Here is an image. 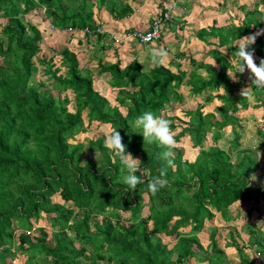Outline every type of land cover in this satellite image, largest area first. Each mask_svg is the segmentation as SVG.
<instances>
[{
  "label": "trees",
  "instance_id": "16d2710c",
  "mask_svg": "<svg viewBox=\"0 0 264 264\" xmlns=\"http://www.w3.org/2000/svg\"><path fill=\"white\" fill-rule=\"evenodd\" d=\"M263 5L264 0H252L245 10L238 5L243 16L235 25L213 22L198 29L196 38L209 49L204 59L188 57L195 66L188 73L171 60L174 71L153 60L143 65L133 58L121 68L117 60L96 58L97 73L109 75L107 84L116 89L122 113L94 88L96 79L90 70L81 71L72 49L48 46L51 53L41 51L42 33L23 15L40 7L52 31L79 33L87 41L92 35L94 46L106 49L110 44L101 40L109 35L92 8L103 7L117 20L130 16L133 7L124 0H0V264H11L16 253L25 256L20 264H227L224 250L230 247L237 255L235 264H254L258 257L264 262V232L252 228L264 225V183L250 184L256 159L249 148L238 147L236 114L264 109V89L252 88L244 97L241 91L252 86L250 72L246 70L248 81L243 73L237 72L235 80L228 75L230 67L232 73L237 71L236 58L232 66L229 63L235 41L264 30V13L258 15ZM151 21L143 28L118 30V35L149 31ZM159 39L160 34L155 42ZM122 42L113 43L114 56ZM151 42L139 44L150 50ZM249 50H254L259 65L264 34ZM37 66L42 79L35 77ZM186 92L196 103L179 107L181 125L173 135L175 141L187 137L198 152L188 161L174 147V165L165 177L168 184L153 195L148 183L166 166L160 158L164 149L144 142L129 122L145 111L161 115L171 109L167 104L183 103ZM214 99L217 104L203 111ZM163 117L171 122V117ZM92 123L107 124L110 130L86 139V144L74 141ZM114 128L127 151L140 160L141 183L134 191H127L122 183L126 169L104 146ZM224 132L230 135L226 146L237 149L234 156L240 154L236 161L227 148L218 146ZM256 132L264 150V129ZM86 150L97 153L95 161L88 159ZM235 202L240 206L231 207ZM40 213L47 216L48 231L37 227L36 234L30 233L31 219ZM216 213L226 223V235L218 243L213 228L202 244L199 233ZM235 220L247 226L244 242L238 241L240 234L229 223ZM160 234L171 239L168 246Z\"/></svg>",
  "mask_w": 264,
  "mask_h": 264
},
{
  "label": "rangeland",
  "instance_id": "374dc122",
  "mask_svg": "<svg viewBox=\"0 0 264 264\" xmlns=\"http://www.w3.org/2000/svg\"><path fill=\"white\" fill-rule=\"evenodd\" d=\"M127 4H129L131 7H133V11L130 15V17H126L123 19H117L115 21H113V19H111V17L109 16V14L107 13V11L102 7L101 9H98L96 7H93L92 10L95 14V16L98 17L99 21H101V24H103L106 29H110V27H114L116 26L120 29L123 30V27L127 28V26L129 25H133V24H142V21H146L147 18H151V20L158 15L159 10V4L162 2H165L166 0H124ZM192 1V0H191ZM191 1H188L189 5L192 4ZM239 1L241 2V0H223V4L225 6V11L224 13H226L227 15L233 17L232 19L237 21V19L235 18L236 16H234L233 14V10L232 7H236V4H239ZM204 4H200L199 6H202ZM248 7H251V1L250 4H248ZM258 12H259V16L261 17L264 13V6H259L258 7ZM261 14V15H260ZM233 15V16H232ZM249 15V13H248ZM231 17H228L226 15L222 16V17H218V21L219 23L221 22L222 24L224 23L225 25H229L231 23H229V21L231 20ZM230 18V19H229ZM248 18V16H247ZM23 19L26 20L27 22L31 23V24H35L37 29L42 33V44H41V51H45L46 53H51L49 52L48 49H46L48 46L59 49L60 47H63L64 45H66L68 48L72 49V51H74L80 61L81 64V71L83 72L85 69L90 70L91 74L93 75V77L96 79H94V88L100 92L109 102V104L111 105H116L118 106V103L115 100V93H116V89L115 88H111L108 84H107V80L109 79V75L107 73H101L98 74L97 73V65H96V60L98 58H100L101 61H105V62H110L114 60L115 56H109L108 57V53H106V51L104 50L105 54L102 52L103 49H98L94 46V37H89V41L86 42L87 44H85L84 38L79 34H72V35H68V32H57L55 30H51L52 28L49 26V24L47 23L44 13H43V9L40 7H36L33 8L32 10L28 11L27 13H25L23 15ZM170 19V13H169V17L166 21H168ZM229 20V21H228ZM185 24H183V28H182V32L186 31V36L187 37H191V33L189 34L188 27L190 22H184ZM122 27H121V26ZM67 31H69L67 29ZM112 31V30H111ZM189 34V36H188ZM189 41V40H188ZM238 40L235 41V43H237ZM89 43V45H88ZM90 44H92V48H90ZM183 46H185L186 48H189V51H185L184 53H179L178 55L175 56L174 54V48L172 50L171 47L167 46L166 48V52L168 54V56L170 58L173 59V62L178 63L179 64V68L186 70L187 73L189 70L195 69L194 65H190L189 60H188V56L189 53H192V56L195 57V59H204V51L202 50V48L200 47V44L198 46H196L193 41L189 42L188 44H183ZM121 47V46H120ZM169 47V48H168ZM96 48V49H95ZM119 48V47H118ZM154 50L156 49L155 47H153ZM89 49V50H88ZM94 50L93 54L86 59V56H88L90 54L91 50ZM128 51V49H126ZM123 51V47L119 48L117 53H119L120 57H121V65H124L128 59H130L129 56H125L123 54H120ZM141 52V50L139 51ZM139 52L137 53L136 50V54L139 55ZM111 53V52H110ZM128 53V52H127ZM97 58V59H96ZM152 60V58H151ZM53 62H58V55L55 54L53 56L52 59ZM150 60H148L146 63H142L143 65L147 64ZM207 61H210L207 59ZM145 62V61H144ZM163 65L165 66H169L172 67V70H175V67H173L172 64H170L168 61H166L163 63ZM243 76L246 78V81H248V76L246 75V70L243 73ZM35 77L37 79H42L43 76L41 75V69L40 66H37L36 69V73H35ZM184 98V102L183 103H169L167 105H169L171 107V109H166V110H162L161 111V116H167V117H171V122L174 125V128L172 129L173 134L179 130V125H181L180 123V117H181V112L179 110V107H183L185 108H191L195 105V98H193L192 96H190V94L188 92H186L183 95ZM197 100H199V98H197ZM200 101V100H199ZM217 104V101L214 99L212 100L209 104H205L204 107L202 108L203 111L206 110H211L210 108ZM68 106H71L70 104ZM118 109L123 113L125 110L123 108H121L120 106H118ZM238 118H239V127H237V130L239 132L240 135V139L238 142V147H247L250 149L251 151V156L254 157L256 159V165L257 168L256 170L251 174V182L250 184H261L264 183V150L260 149V145H262V143L260 142L261 137L257 134L256 129L257 128H263L264 129V109L259 107V108H248L246 110H239L238 112H236ZM110 130V128L108 127V125H99V126H95L94 123L89 124L87 126V129L84 132H80L75 136V140L77 142H81L86 144V139H90V138H94L99 132L105 133L107 134L108 131ZM230 135L227 132L223 133V138L220 140V142L218 143V146L220 148H227L226 151H228L230 157L232 158V161H236L237 159H239L240 154H236L234 156V153L237 152V149H234L232 147L229 148L228 144L226 146V138H228ZM263 141V139H262ZM176 149L180 150L181 153V157L182 159L188 160V161H193L198 150L196 147H193L190 143V141L188 140L187 137H180L178 141H176L175 146ZM237 148V147H236ZM173 152H175V150H172ZM86 155L88 157V159L95 161V158L97 157V153L96 152H91L86 150ZM141 169V168H140ZM255 177V178H253ZM52 200L55 201L57 200V196H53ZM237 207L240 206V204H236V202L231 206V207ZM229 210V209H228ZM255 211V210H254ZM252 213V215L250 216V218L247 220L248 223H252L253 221V215H255V213ZM146 213L145 208L142 209V215H144ZM122 215L124 217H127V213H122ZM237 220L233 221V222H229L230 225H235L237 231L240 234V239L238 241H242L244 242L246 239V230L247 226L242 225V222L244 221H239L236 222ZM31 222L33 223V227L31 228L30 233L36 234L37 233V227H44L47 231H48V221H47V216L43 215V214H39V217L35 220L31 219ZM259 223V222H257ZM262 224V223H261ZM252 225V228L254 229H259V230H263L264 232V225ZM239 225H242L241 227H239ZM226 223L224 222L223 219H221V217L218 215V213L215 214V216L213 217V219L211 221H207L204 223V227L201 230V232L199 233V240L202 242V244L206 243L207 239V235L209 233V231L211 229H215V235H214V239L218 242L221 243V239H224L223 237L226 235ZM161 239L162 242L167 243V246L169 245V241H171V239L163 237L161 234L158 235ZM233 247L230 248H225L224 252V261L227 264H235L237 263L238 259H237V255L236 253L233 251ZM245 251L248 253L249 257H251V255L253 256V254L251 253V250L249 248H246ZM25 256L23 254L20 253H16L14 255V257L11 259V264H20L23 260H24ZM192 262L194 264H197L194 260H192ZM254 264H264L263 260H261L259 257L258 259L255 260Z\"/></svg>",
  "mask_w": 264,
  "mask_h": 264
},
{
  "label": "clouds",
  "instance_id": "9594fccd",
  "mask_svg": "<svg viewBox=\"0 0 264 264\" xmlns=\"http://www.w3.org/2000/svg\"><path fill=\"white\" fill-rule=\"evenodd\" d=\"M264 34V30L247 37L239 38L237 43L233 46L235 51L229 61L233 65V57L236 58L237 71L231 72V67L228 69V75L233 80L236 79V73H244L245 70L250 72L251 87L244 88L241 95L247 97L248 91L252 88L264 89V59H261L259 65L254 60V50H249L255 44L256 38ZM150 39V37L148 38ZM167 57V52L163 49L154 50L152 52V60L154 63L163 64ZM215 66V63L214 65ZM129 128L132 132L139 130L142 134L144 142L149 144L156 143L164 149L160 153V158L165 161L166 166L159 172V176L154 177L148 183V191L153 195L161 188L167 186L168 181L165 178L168 167L174 165V152L172 149L175 146V138L171 129V122L161 115H157L152 111H145L135 117L129 122ZM123 137L116 128L112 129L110 134L105 137L104 146L111 151L114 156L119 158L120 164L126 169V174L123 176L122 183L127 186V191H134L137 185L141 183V176L137 175L140 170V160L134 158L133 155L127 151L126 145L122 142ZM255 178V177H253Z\"/></svg>",
  "mask_w": 264,
  "mask_h": 264
},
{
  "label": "crops",
  "instance_id": "0c3cea01",
  "mask_svg": "<svg viewBox=\"0 0 264 264\" xmlns=\"http://www.w3.org/2000/svg\"><path fill=\"white\" fill-rule=\"evenodd\" d=\"M188 1H191V0H166L165 2L161 1V3L159 4V10L160 11L158 13H160L161 10L165 6L169 5L171 8H170V19L168 21H165L161 25L159 41H157V42H155L156 40L152 41L151 42L152 44H150L151 49L148 50V48H147V50H146V47H144L143 45H140L139 43H137L133 39L124 40L122 42V45H120L121 47H123V51L120 54H123L125 56L130 57V59H128V61L125 64H127L133 58H135L136 60H138L139 62H141L143 64L146 63L148 60L152 61L151 60L152 52L154 51L153 47L156 48L155 50L163 49L166 51L167 46H169L172 48V50L174 48V50H175L174 53L178 52V54H179V53H184L185 51H189V48H186L185 46H183L184 43L188 44L189 42L193 41V43L196 46H198L200 44V47L202 48V50L204 52L206 51L207 48L209 49V46H206L205 44H203L201 41H199L196 38L195 32L198 29L204 28L213 22L217 25L229 26L228 24L227 25H225L224 23L222 24L221 23L222 21L219 23L218 17H222L224 15H226L228 17H231V16L224 13L225 6L223 4V0H192L193 2L191 1L192 2L191 5H189ZM250 1L252 2V0H241V2L239 1V4L238 3L236 4V7H232L234 16H236L237 11H238V14L235 17L237 19V21L233 20L232 19L233 17H231L230 21L228 20L229 23H231L230 25H235L236 23H238V20L243 16L241 11L238 9V5H240V4L243 5V10L249 9L248 4H250ZM200 4H204V5L199 6ZM128 17H130V16H128ZM149 20H151V18H147L146 21H142V24L138 23L136 25L133 24V25H129V26H135V27L140 26L143 28V27H146L148 25L147 22ZM113 21H115V20H113ZM184 22H190L189 26H191V27H188V30H187L189 32V34L191 33L190 38L186 36V31H185V33H184V31L182 32V28H183L182 25L185 24ZM100 23H101V21H100ZM129 26H127V27H129ZM101 27L104 31L106 30L107 33H109V34L114 33L116 35L120 34V33H118V30H122V29H120V27L119 28L117 27V29H116V26H114V27H110L112 30L111 31L110 29L103 28V27H105L103 24H101ZM124 28L125 27H123V29ZM189 34H188V36H189ZM109 39H110V37L104 36L101 40V43L103 42L104 44H108V45L110 44L109 47H107L106 49H103V51H102L105 54V52H104V50H105L106 53H108V57L111 55L114 56V52H113L114 45H113V43H110ZM83 41H85V44H87L86 42H88L87 40H83ZM88 45H89V43H88ZM91 45L92 44H90L89 49L92 48ZM120 46H118V47L121 48ZM119 48H117V49H119ZM126 49H128V51ZM136 50H137V53L141 50V52H139V55L136 54ZM115 55H116L115 59L119 62V65L122 68L125 64L121 65V57H120L119 53H117ZM189 56H192V53L191 54L189 53ZM170 60L173 61V59L170 58L167 54L166 61L169 62ZM113 61H114V58H113Z\"/></svg>",
  "mask_w": 264,
  "mask_h": 264
},
{
  "label": "built area",
  "instance_id": "2783aa9c",
  "mask_svg": "<svg viewBox=\"0 0 264 264\" xmlns=\"http://www.w3.org/2000/svg\"><path fill=\"white\" fill-rule=\"evenodd\" d=\"M170 8L171 7L169 5L165 6L162 9V12L158 13V15H156L152 19L151 27L149 31H146V32L130 31V32L124 33V35L122 36L116 35L114 33H111V34L108 33V35L112 39L114 44H118L121 41L128 40V39H137L139 43L157 40L159 38L160 28H161L162 23H164L169 17ZM98 32H102V30L100 29L98 30ZM149 37L150 39H148Z\"/></svg>",
  "mask_w": 264,
  "mask_h": 264
}]
</instances>
